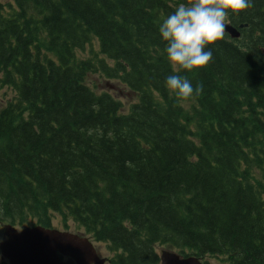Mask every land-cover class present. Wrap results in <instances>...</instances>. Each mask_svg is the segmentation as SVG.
<instances>
[{"label": "trees", "instance_id": "obj_1", "mask_svg": "<svg viewBox=\"0 0 264 264\" xmlns=\"http://www.w3.org/2000/svg\"><path fill=\"white\" fill-rule=\"evenodd\" d=\"M182 3L0 0V83L14 92L0 108V220L61 214L112 264H160L156 245L264 264V0L230 13L241 37L224 34L192 71L158 32ZM172 74L190 98L167 89ZM90 75L137 100L122 112Z\"/></svg>", "mask_w": 264, "mask_h": 264}, {"label": "clouds", "instance_id": "obj_2", "mask_svg": "<svg viewBox=\"0 0 264 264\" xmlns=\"http://www.w3.org/2000/svg\"><path fill=\"white\" fill-rule=\"evenodd\" d=\"M251 6L252 0H187L178 5L158 27L169 63L187 71L206 66L212 58V51L206 48L223 39L228 15ZM165 84L183 99L194 93L191 83L176 74L167 76Z\"/></svg>", "mask_w": 264, "mask_h": 264}, {"label": "water", "instance_id": "obj_3", "mask_svg": "<svg viewBox=\"0 0 264 264\" xmlns=\"http://www.w3.org/2000/svg\"><path fill=\"white\" fill-rule=\"evenodd\" d=\"M225 34L231 39L241 37L240 29L247 24L234 26L227 22ZM8 239L1 243V251L10 264H69L59 257V253L70 256L77 264H103L88 238L70 232H61L34 226L17 231L11 225L5 227ZM162 264H200L197 256L181 259L176 254L163 251Z\"/></svg>", "mask_w": 264, "mask_h": 264}, {"label": "rangeland", "instance_id": "obj_4", "mask_svg": "<svg viewBox=\"0 0 264 264\" xmlns=\"http://www.w3.org/2000/svg\"><path fill=\"white\" fill-rule=\"evenodd\" d=\"M1 2L4 5H7V2H12V0H1ZM86 53V56L88 54V49L84 51ZM79 57L85 58L81 56V53L78 54ZM87 84L93 87V89L98 92H108L111 93L114 97H120L123 100V109L122 112H127V108L130 104L135 103L137 100V94L130 92L128 90H125L124 87H122L118 82L110 80V79H104L100 77L99 75H90ZM14 97V92L8 88H5L1 85L0 83V108L4 107L7 102ZM188 106V103H186ZM40 217L36 214V217L34 216H26L22 218L16 226L18 229H23L24 227H31L34 224H39ZM50 226L53 228L57 229L58 231H69V232H74L77 234H84L85 230L83 228H80L77 226V223L74 222L71 219L65 220L64 216L61 214H53L52 219L50 220ZM7 226V222L0 220V240L4 239V229ZM89 236V235H87ZM90 238L92 239V242L94 243L96 249H98L102 256L105 257V259L108 260V258L113 256V252L109 251L107 249V245L96 242L91 236ZM97 243V244H96ZM156 250L158 254L161 255L162 251L169 248L167 246H161V245H156ZM0 260H1V254H0ZM204 261H206L208 264H227L226 260L223 257L220 258H213L210 256H207L204 258ZM109 264H112V262H108Z\"/></svg>", "mask_w": 264, "mask_h": 264}, {"label": "bare ground", "instance_id": "obj_5", "mask_svg": "<svg viewBox=\"0 0 264 264\" xmlns=\"http://www.w3.org/2000/svg\"><path fill=\"white\" fill-rule=\"evenodd\" d=\"M38 226H41V225H38ZM31 227H34V226H31ZM42 227H45V226H42ZM27 228H28V227H27ZM45 228H47V229H54V230H57V229H55V228H53V227H45ZM61 232H69V231H61ZM4 238H5V237H4ZM91 243H92V246H93L94 249H95L96 247L94 246V243H93V242H91ZM165 251L172 252V253L176 254L177 256H179L181 259H186V257H187V254L184 255V254L179 253L178 251H175V250H171V249L167 250V249H165ZM59 257H60L62 260H63L64 258L72 259L70 256H64V255H62V254H60V253H59ZM159 259H160V264H162L161 255H160V254H159ZM72 260H74V259H72ZM198 261H199L200 264H207L204 260H202V259H200V258H198ZM74 262H75V260H74ZM99 264H100V263H99Z\"/></svg>", "mask_w": 264, "mask_h": 264}, {"label": "flooded vegetation", "instance_id": "obj_6", "mask_svg": "<svg viewBox=\"0 0 264 264\" xmlns=\"http://www.w3.org/2000/svg\"><path fill=\"white\" fill-rule=\"evenodd\" d=\"M95 246V245H94ZM96 249V248H95ZM98 254L100 255L99 251ZM69 264H77L76 262L72 261L71 263L69 262Z\"/></svg>", "mask_w": 264, "mask_h": 264}]
</instances>
